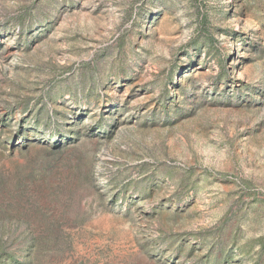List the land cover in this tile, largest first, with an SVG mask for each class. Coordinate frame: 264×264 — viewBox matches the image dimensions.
<instances>
[{
    "label": "rangeland",
    "instance_id": "obj_1",
    "mask_svg": "<svg viewBox=\"0 0 264 264\" xmlns=\"http://www.w3.org/2000/svg\"><path fill=\"white\" fill-rule=\"evenodd\" d=\"M0 264H264V0H0Z\"/></svg>",
    "mask_w": 264,
    "mask_h": 264
}]
</instances>
